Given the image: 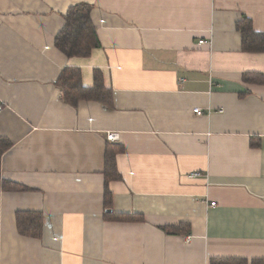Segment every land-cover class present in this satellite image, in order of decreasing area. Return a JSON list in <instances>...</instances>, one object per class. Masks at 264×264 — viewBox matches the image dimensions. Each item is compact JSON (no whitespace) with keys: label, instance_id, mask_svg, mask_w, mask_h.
Listing matches in <instances>:
<instances>
[{"label":"crops","instance_id":"1","mask_svg":"<svg viewBox=\"0 0 264 264\" xmlns=\"http://www.w3.org/2000/svg\"><path fill=\"white\" fill-rule=\"evenodd\" d=\"M79 3L100 45L69 57L54 39ZM243 16L264 32V0H0V264H263L264 82L243 76L264 79V52L242 49ZM65 67L87 88L98 71L110 106L65 102Z\"/></svg>","mask_w":264,"mask_h":264},{"label":"trees","instance_id":"2","mask_svg":"<svg viewBox=\"0 0 264 264\" xmlns=\"http://www.w3.org/2000/svg\"><path fill=\"white\" fill-rule=\"evenodd\" d=\"M92 6L87 3H79L71 6L63 15L64 24L56 34L54 44L61 52L69 57H87L93 48L99 47L100 43L97 37L95 26L90 18V10ZM236 29L241 35V47L244 51L264 52V32H256L252 28L251 20L243 16L236 23ZM244 80L262 81L264 79L260 75L245 74ZM101 74L94 71V86L91 88L84 87L81 83V73L79 68L65 67L61 70L56 86L60 89L62 98L71 105H76L80 100H93L100 102L105 106L111 104V92L104 87ZM11 142L0 137V166L3 153L11 146ZM115 153L116 149L107 147L105 150V192L104 205L106 211H110L111 196L107 187V181L112 178H118L115 170ZM3 187L7 189L19 188L16 183L3 181ZM107 217L115 219H141L140 216H130L125 214L106 213ZM43 215L34 212H17L16 225L21 235L29 237H40L43 225ZM167 233H189V229L182 226L165 227ZM212 264H244V260H221L213 259ZM264 264V262H263Z\"/></svg>","mask_w":264,"mask_h":264},{"label":"built area","instance_id":"3","mask_svg":"<svg viewBox=\"0 0 264 264\" xmlns=\"http://www.w3.org/2000/svg\"><path fill=\"white\" fill-rule=\"evenodd\" d=\"M193 111L197 114V115H201L202 114V110L200 108H194ZM107 137L109 140H116L118 138L117 133H109L107 134ZM199 175L198 172L192 173V176H197ZM214 202H211V205H214Z\"/></svg>","mask_w":264,"mask_h":264}]
</instances>
